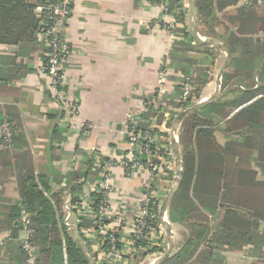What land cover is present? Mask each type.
<instances>
[{
    "label": "crops",
    "instance_id": "1",
    "mask_svg": "<svg viewBox=\"0 0 264 264\" xmlns=\"http://www.w3.org/2000/svg\"><path fill=\"white\" fill-rule=\"evenodd\" d=\"M70 1L73 12L64 23L61 36L70 47L63 77L67 99L77 106L74 115L67 114L54 101L46 78L39 72L47 52L45 44L34 48L0 44L2 115L24 135L16 158L0 157V264H23L19 249L23 233L12 220L16 215L12 209L20 199L16 176L23 175L24 169L30 166L33 176L44 175L52 189L75 186L73 194L78 201L69 203L70 197L65 198L64 224L75 230L71 233L91 264L108 263L102 257L103 244L96 236L93 211L82 204L87 200L93 202V194L101 189L104 177L110 184L109 217L119 226V237L124 236L123 228L132 222L142 190L151 181L157 185L160 215L168 194L164 195L165 190L170 191L177 181L176 156L180 158L181 152V146L176 147L172 140L180 124H175V119L182 111L172 101L176 99L181 79L186 77L191 83L193 76L199 81L197 87L201 86V99L188 109L210 122L205 127L214 139L212 153L204 151L195 155L196 168L204 167L203 188L209 189L210 179L227 175L226 199L238 205L234 208L236 213L249 217V225L236 223L233 231L214 237L212 247L195 239L197 246L188 261L204 251L209 253L208 264H258L264 259V106L250 108L249 104L264 96L261 91L264 87V9L248 13L245 0H238L235 5L215 12L229 27L233 22L227 16L232 15V19L238 16L236 25L230 29L243 41L237 45L239 54L245 48L244 43L250 44L256 51L247 58L250 62L257 60L258 64L249 77L237 76L233 81L236 84L224 87L223 73L232 59L222 38L225 35L222 25L215 27L222 34L220 39L201 35L202 26L192 14L189 37L182 39L179 46L171 47L167 31L156 20L159 10L151 0ZM181 2L188 9V21L193 0ZM239 9H245L242 15L237 12ZM150 20L153 23L149 27ZM207 45L216 47L210 48L211 55L205 52ZM183 68L188 72H183ZM161 71L163 79H159ZM249 91L254 97L234 107L226 116L223 113L229 107H207L217 100L238 101ZM155 92H160L165 102L160 118L140 119L143 99L151 98ZM61 111L65 113L58 116ZM52 113L57 117L51 116ZM131 113L157 139L155 146L160 162L154 179L147 168L131 167L126 157L129 147L125 124ZM235 114V120L229 122ZM156 131L162 135L158 136ZM106 164H109L108 171ZM200 208L208 216L210 231H214L225 208L221 209L219 202L207 195ZM163 217L168 218L167 208ZM168 222L170 241L164 226H159V232L151 234L149 240L164 252L150 253L148 257L159 259L168 249L167 258L192 239L191 224ZM192 248L190 245L189 251ZM134 261L132 254H127L116 264H135Z\"/></svg>",
    "mask_w": 264,
    "mask_h": 264
},
{
    "label": "trees",
    "instance_id": "2",
    "mask_svg": "<svg viewBox=\"0 0 264 264\" xmlns=\"http://www.w3.org/2000/svg\"><path fill=\"white\" fill-rule=\"evenodd\" d=\"M55 1L57 0H0V44H11L30 48L38 47L39 44H45L46 50L48 51L49 47L46 45L45 40L39 39V36L46 33V30L53 24V21L50 18V10H48L47 7L54 4ZM151 1L153 4L165 2L168 10L174 12L173 15L175 17L174 19L176 21V26L172 31L177 35V37L179 36V40H174L171 44V47L173 45L176 46L178 44H182V39H186L190 35L189 20L192 19L193 7H191V12L188 15L190 18H188L187 21L186 12L188 9L183 8L181 0ZM237 1L238 0H195L198 12L196 20L197 23L201 24L202 26V28L199 30L201 35L220 39V35L222 34L219 35L215 31V27L219 25L224 27L223 34L225 35L222 38L225 40V44H227V49L232 59L231 63L227 66L226 71L223 73L222 84L224 87L236 84L233 81H235L234 79L237 76L249 77L254 72V70L258 68L257 60L254 62L251 60L250 62L247 58V56H249L253 50L256 51L255 48L252 49L250 47V44L246 45L244 43L243 46L245 48L243 49L245 50L243 51V49H241V53L239 54V48L237 45L243 41L236 38L235 34L230 29L236 25L234 21L237 20L238 16L234 17L233 19L231 18L232 15L230 17L227 16V18L234 24H231V27H229L228 25L223 24L215 14V12L223 10L225 6L235 5ZM261 1V3H256L255 0H252L251 5H245V7L248 8L246 11L248 13H252V11H262L264 9V0ZM40 6L44 7L45 9H42L38 13L36 8ZM70 7H72L71 1ZM242 11H245V9H239L237 12L239 15H242ZM226 15L227 13L224 14V18ZM159 19L160 17L156 18L158 23L162 25L163 22L161 20L159 21ZM152 23L153 20H150L148 26L150 27V24ZM238 28H240L239 25ZM261 30H263V28ZM61 39H63L62 36ZM213 47L215 46L207 45V50L205 51L207 55L212 54L209 53V50ZM258 54L260 53H257V55ZM47 60V56L45 55L44 61L41 65H45ZM241 60L248 61L246 63H241ZM183 72L186 73L188 71L183 68ZM41 74L46 78L48 87L47 75L43 73ZM198 82V79L196 77L194 78L193 76L190 94L184 102H180L177 99L172 101L180 111L187 110L193 103L201 99V86L197 87L196 85ZM64 84L66 85L65 81ZM48 89L50 90L49 87ZM177 89L179 91V88ZM261 89V91H264V87ZM156 94L157 93L155 92V95H153L154 98L152 96L151 98L143 99L145 104L142 105L143 107L139 113L141 114L140 119L141 117L146 119L150 117H158V119L160 118L162 113L159 112H163V107L162 105L156 104ZM253 97L254 93L249 91L245 92L244 96H242V98H240L238 101L232 100L223 102L217 100L208 103L207 107H229L227 112L223 113V116H226L227 113L234 107L246 103ZM263 106L264 96L249 104L250 108H262ZM76 109L77 106L75 105L73 115L76 113ZM2 113V108L0 106V124L3 122V120L7 119L4 118ZM64 113L65 111H61L60 114L58 113V116H61ZM241 114L242 113H240V115ZM51 116L54 118L57 117L56 114ZM235 118L236 114L229 122L234 121ZM8 121L11 124L12 147L10 148L7 146L2 138H0V142L5 144L4 148L0 150V157L6 158L7 160L12 158V156L16 158L18 155L17 150L21 149L20 143H22L24 139L21 129H19L16 124L12 123L10 120ZM139 123L140 120L137 122L135 130L145 131L146 126L143 124L139 125ZM209 123L210 122L208 120L197 116L196 112L194 111L190 112L189 114L187 113L180 121L177 137L178 144L181 146L180 159L182 175L178 184V188L176 189L173 196H171L166 208L168 220L172 223L191 224L190 228L193 236L192 239L179 248L175 254L165 258L159 264H208L206 261L208 260L207 255L209 253H205L204 251L198 252L196 258L188 261L189 257L193 254L192 251L197 246L194 243V240L197 239L200 242H206L212 247V241L214 240V237H218V235L223 233L228 234L229 232L233 231L236 223L238 225L241 223L244 225V223L248 224L249 222V217L246 214L240 215L236 213L234 208H238V205L233 204L226 199L228 190L226 185L227 175L210 179L208 183L209 189L203 188L205 181L203 174L204 167L203 165H199L196 168L195 162L197 161V158L195 155L197 152L198 154H201L204 151H210V153L213 151L211 143L212 140L214 141V139L210 129L205 127V125ZM125 127H128L127 123L125 124ZM155 134L158 136L162 135V133L157 131ZM202 143H205V145L203 146ZM153 149L156 150V146H153ZM162 154L165 155L163 151ZM159 162V159L155 161L156 164H159ZM32 170L33 169L31 166L27 167L24 169L23 175L19 174L16 176L17 189L20 199L17 207L12 209V212L16 213L12 220H15L17 228L23 232L24 223L22 221V211H25L28 214L31 223L30 227L32 228L31 240L37 253L36 264H65V262L66 264H91L90 258L87 257L84 250L81 248L76 238L71 233V231L75 232V230L64 224L65 198L67 196L70 197L69 203H76L78 201L77 197L73 194L75 186L73 185V188L62 187L60 189H52L44 175L38 174L35 177L33 176ZM155 186L156 183L152 184V189H155ZM220 187H223L224 189L222 190ZM206 195L209 196L210 199H215L218 201L221 209L225 208L223 217L218 222V226H220L219 229L217 230V226V228L212 232L210 231L211 229L208 225V216L204 210L200 208V203H202V200ZM93 197L92 207L94 211H96L101 200V193H95L93 194ZM223 202L229 203L232 206L226 205ZM158 204L159 200L153 198L148 205L149 211L153 212L155 215L153 219L149 220V226L156 233L159 232V226H164L166 230V225H164L160 220ZM90 223L91 222L88 220L87 224L90 225ZM94 226H96L95 223ZM190 245H192L193 248L189 251ZM136 246L137 250L135 252L137 253H132V258L135 260V264H140L141 262H144V260L149 261L150 257H148V255L150 253L161 254L164 252L162 247L159 245H150L146 240L139 241ZM104 247H108L107 242L104 243L103 248ZM19 249L22 253L24 264L25 254L21 248V240L19 241ZM258 264H264V259Z\"/></svg>",
    "mask_w": 264,
    "mask_h": 264
},
{
    "label": "built area",
    "instance_id": "3",
    "mask_svg": "<svg viewBox=\"0 0 264 264\" xmlns=\"http://www.w3.org/2000/svg\"><path fill=\"white\" fill-rule=\"evenodd\" d=\"M256 3H261V0H255ZM247 5H251L252 0H245ZM159 10V21L161 20L163 24L162 29L168 32V39L170 43L176 40L177 35L173 33V29L176 26L175 17L173 11H169L165 2L155 3ZM48 10H50V18L53 21L51 27L46 30V33L41 34V39L45 40L46 45L49 50L46 52L47 63L39 67V71L46 74L48 77V87L53 93L54 101L59 103L60 107L67 110V114L73 115L74 105L71 101H68L66 92L64 77L62 74L64 65L70 55V47L65 39H61V33L63 30V25L68 19L69 15L73 12V8L70 7V0H57L54 4L49 5ZM44 7H37L36 10L39 13ZM158 22V21H157ZM154 26L157 24H153ZM164 77V72L159 73V79ZM179 91L175 94V98L180 102H184L190 94L191 83L188 78H182L178 84ZM160 87V91H161ZM161 94L157 92L156 94V104L165 106V102L160 97ZM139 117L133 113L129 114L126 123L128 127H125L127 145L129 151L126 154L128 162L131 167H144L151 172V178L154 179V173L158 170V166L155 163L156 160L160 158L158 150L153 149L156 145V137L151 134V132L136 131L135 127L137 125ZM12 134H11V124L5 119L0 124V138L9 146L12 147ZM173 141L178 144V137L175 135ZM5 146L4 143L0 142V150ZM109 164H106L105 170L108 171ZM108 174V173H107ZM106 174V175H107ZM104 176V175H103ZM107 177H104L103 184L99 192L101 193V200L94 211L92 205L93 202L90 200L83 203L82 206L89 207L93 211L92 218L94 220L96 236L100 239L103 246L107 242L108 247L103 248L102 257L105 258V262L108 264H116L118 261L122 260L127 254L135 253L137 250V243L141 240H146L150 243L151 234L156 232L149 226V220L154 218L153 212L149 211V203L154 198L157 199L156 186L152 189V184L154 182L148 183L142 190V196L139 201L138 209L134 214L132 222L124 227V236L119 237V226L114 222L110 221L109 217V207H110V189L109 181L107 182ZM22 221L24 223L23 230L25 231L24 237L21 239V248L25 254L24 264H36L37 253L36 249L31 240L32 228L30 227V220L28 214L22 211ZM148 231V233H147ZM150 236V237H149ZM150 240V241H149ZM119 244V246H118ZM157 258V257H156ZM153 262V261H152ZM147 261L146 264L152 263Z\"/></svg>",
    "mask_w": 264,
    "mask_h": 264
},
{
    "label": "water",
    "instance_id": "4",
    "mask_svg": "<svg viewBox=\"0 0 264 264\" xmlns=\"http://www.w3.org/2000/svg\"><path fill=\"white\" fill-rule=\"evenodd\" d=\"M193 14H194V18L195 20L197 19V16H198V12H197V7H196V2L194 0L193 2ZM195 32V31H194ZM191 110L187 109L185 111H182L181 113H179V115L176 117L175 119V124H178L180 122V120L187 114L189 113ZM173 141V140H172ZM174 142V141H173ZM175 143V142H174ZM176 147H177V143H175ZM177 150V148H176ZM176 168H177V181L175 182V185L174 187L168 192V194L166 195L164 201H163V206H162V209L160 211V216L162 217L161 218V221L164 225H166V237L168 239V241H170V234H171V226L170 224L168 223V221L166 220L165 217H163L164 215V212H165V209L167 207V204L171 198V196L174 194L175 190H176V186L177 184L179 183L180 181V178H181V175H182V171H181V159L179 158V155L176 156ZM170 244V243H169ZM168 253V249H166L165 251V254L160 257L159 259L155 260L152 264H158L159 262H161L162 260H164L166 258V254Z\"/></svg>",
    "mask_w": 264,
    "mask_h": 264
},
{
    "label": "rangeland",
    "instance_id": "5",
    "mask_svg": "<svg viewBox=\"0 0 264 264\" xmlns=\"http://www.w3.org/2000/svg\"><path fill=\"white\" fill-rule=\"evenodd\" d=\"M41 38H42V37L39 36V39H41ZM159 94H161V93L159 92ZM165 178H166V176H165ZM156 186H157V185H156ZM168 191H169V189H166L164 195L167 194ZM167 219H168V218H167ZM167 219H166V220H167ZM167 221H168V220H167ZM168 223H169V222H168ZM24 232H25V231L23 230V232H22V233H23V237H24V234H25ZM156 234H157V233H156ZM154 236H155V235H154ZM149 237H150V236H149ZM97 240H98V238H97ZM98 241H100V239H99ZM100 242H101V241H100ZM101 243H102V242H101ZM149 244L151 245V244H153V242H151V243H149ZM88 250L90 251V249H88ZM135 253H137V252H135ZM90 255H92V254H90ZM156 259H157L156 257H152V258H150L149 261H150V262H152V261L154 262Z\"/></svg>",
    "mask_w": 264,
    "mask_h": 264
}]
</instances>
